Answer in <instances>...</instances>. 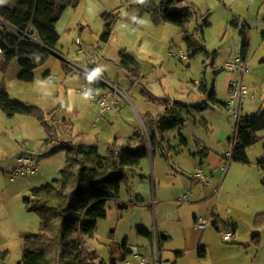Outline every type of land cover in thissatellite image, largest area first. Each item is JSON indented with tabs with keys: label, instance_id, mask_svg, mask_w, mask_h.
Masks as SVG:
<instances>
[{
	"label": "rangeland",
	"instance_id": "1",
	"mask_svg": "<svg viewBox=\"0 0 264 264\" xmlns=\"http://www.w3.org/2000/svg\"><path fill=\"white\" fill-rule=\"evenodd\" d=\"M161 1L155 0L157 5ZM140 4L128 0H81L77 7H69L62 14L57 23L61 35L57 51L36 70L35 80L21 81L18 75L22 68L17 60H12L7 74L0 63V83L4 81L12 99L41 107L50 124L56 121L51 113L57 108L59 118H67L74 124L75 141L97 145L102 154L107 153L115 137H127L137 126L143 127L142 119L148 112L156 115L163 109L157 98L195 101L193 93L199 88L196 80L203 81L210 91L214 84L219 99L226 102L228 81L243 78L255 98L243 100L245 108L241 114H252L264 107V0H185L179 5L190 6L195 12V19L185 29L157 18L150 8ZM104 11L119 14L108 43L100 41L104 29L100 14ZM206 17L209 26L204 25ZM234 20L238 26L233 24ZM5 27L0 21V30ZM244 31L250 43L247 69L243 73L227 72L223 69L225 62L242 52ZM78 38L84 52L94 53L93 65L97 67L94 70L117 85L130 102L121 96V107L103 111L97 101L81 90L86 74L75 66L73 71H65L63 64L91 67L85 53L80 51ZM199 46L206 50L193 55ZM171 47L182 48L189 53V59L182 61L171 56ZM124 49L140 62L143 74L140 81L134 80L135 71L128 76L117 65ZM46 72L51 76L46 77ZM35 90L46 93L45 97L30 96L29 92ZM55 90L57 94L52 93ZM184 117L188 120L182 131L189 144L181 143L178 128L167 131V158L162 157L160 149L155 163L145 158L140 167L129 169V180L122 183L119 198L108 202L107 217L99 219L93 237L86 238L87 248L99 255L95 264H113V261L125 264L121 259L126 254L125 248L133 251L132 255L127 253L133 264L145 257L150 261L152 252V264L156 261L171 264L178 250L186 251L179 264H264V224L255 223L256 215L264 212V171L258 164L259 157L264 155V132L263 138L248 148L250 163L231 161L228 172L220 170V164L213 158L205 159L201 167L210 177L209 184H205L192 178L199 166L194 156L196 143H205L212 156H226L231 149L228 138L234 134L236 119L217 105L197 116L195 124L193 115L184 112ZM202 117L208 120L207 125L201 122ZM30 119L35 120L33 127L42 129L38 119ZM55 130L56 134L64 135L61 128L56 126ZM32 141L34 146L28 145L29 149L36 145V139ZM171 141L179 144L176 150L170 148ZM54 163L46 168L42 183L53 184L61 178L65 164ZM3 175L0 170V176ZM142 183H147L148 188ZM185 194H190V198L182 202ZM25 195L14 198L11 205L16 210L23 208L27 228L23 233H39V216L24 205ZM198 216L209 219L211 225L200 229L196 224ZM218 218L220 231L213 225ZM228 226H235L237 232L226 240L222 235ZM140 227L150 230L154 240L140 235L137 230ZM160 234L171 239L160 245L157 239ZM6 245L10 249L8 264H17L23 255L19 238ZM200 246L207 248L206 257H200Z\"/></svg>",
	"mask_w": 264,
	"mask_h": 264
},
{
	"label": "trees",
	"instance_id": "2",
	"mask_svg": "<svg viewBox=\"0 0 264 264\" xmlns=\"http://www.w3.org/2000/svg\"><path fill=\"white\" fill-rule=\"evenodd\" d=\"M139 1L143 6L151 9L153 15L163 21H168L185 29L186 25L195 19V12L190 6L179 5L185 0H162L159 5L155 0H128L131 4ZM81 0H13L0 2V18L14 26V29L5 27L0 30L2 34L1 45L5 50L7 60L3 61V69L12 60H17L22 70L19 79L25 82H33L36 78V70L44 65L51 53L57 51V45L61 35L57 30V23L64 11L69 7H77ZM104 29L100 41L108 43L113 33L115 22L119 14L113 11L102 13ZM204 25L209 26L208 17L204 18ZM234 25H238L233 21ZM21 32L35 35V39L22 38ZM242 46V56L246 60L250 43L245 31ZM189 45L187 30L184 34ZM205 47H197L193 51L195 55ZM121 60L117 63L128 76L139 67V62L127 50L120 52ZM68 73L72 69L63 64ZM46 72L45 76H48ZM87 80L90 79L86 75ZM97 87L103 84L93 81ZM214 85V84H213ZM153 97V96H151ZM165 105L163 112L155 117L144 120L146 131L138 127L127 137H116L109 144L107 153L102 154L97 145L78 143L71 139L55 138V125L47 122V117L41 107L27 102L12 99L7 87L0 83V108L8 117L22 114L33 116L46 130L48 137L44 139L38 154H32L39 160L66 153V162L61 170V178L53 184H44L34 188L32 196L25 197L24 203L29 211L37 213L40 219V232H25L21 234L22 259L17 264H95L99 255L97 251H91L86 246V238L93 237L99 219L107 217L108 202L119 198L121 185L128 182L129 169L140 167L143 159L150 152L155 151L164 140V132L179 128L183 124L182 110H186L193 116H199L212 105H224L216 97L214 86L207 92V99L198 103H183L170 97L160 99ZM54 113V111L52 112ZM201 122L207 125L202 117ZM64 122V121H63ZM264 132V109L255 113L241 114L234 125V134L228 138L232 148V161L250 163L248 148L262 138ZM185 136L181 135V142L186 144ZM166 151V150H165ZM203 159L209 154V149L198 151ZM258 164L264 171V158L258 159ZM264 184V179H263ZM256 225L264 224V212H260L255 218ZM219 220L213 224L219 231ZM235 228L227 227L226 230ZM138 233L149 239H153V233L140 227ZM225 230V231H226ZM171 236L158 235L160 245L168 242ZM125 259L130 251L125 248ZM185 250L175 252V260L171 264H177L178 259L185 255ZM8 250L0 248V264H8ZM200 257L207 256V248L200 246ZM113 264H116L113 261Z\"/></svg>",
	"mask_w": 264,
	"mask_h": 264
},
{
	"label": "crops",
	"instance_id": "3",
	"mask_svg": "<svg viewBox=\"0 0 264 264\" xmlns=\"http://www.w3.org/2000/svg\"><path fill=\"white\" fill-rule=\"evenodd\" d=\"M5 1L12 2L13 0H5ZM102 13L100 14V16L102 15ZM0 21H2L1 18H0ZM2 22H4V21H2ZM4 24L6 25V27H9V25L6 22H4ZM237 24H238V22H237ZM82 27H84V25H82ZM57 30H58V28H57ZM110 40H111V38H110ZM249 53H250V50H249ZM249 53H248V56L245 60V64L248 60ZM112 60L114 61V59H112ZM120 60L121 59H118L117 63L120 62ZM0 61H1L0 62L1 66L3 67L4 62L2 61L1 57H0ZM95 63H96V60H95ZM8 64H7L6 69H5L6 74L8 73V68L10 70V64H9V66H8ZM72 66L79 68L80 71H82L83 75L88 74L86 72L87 67L85 65H81L79 63H73L71 66H69L73 71ZM90 66H91L90 69H92L93 71H95L97 69V67H95L94 65H90ZM140 66H141V64L139 62V67L136 68V75L135 76L133 75L135 77L134 78L135 81H137V80L140 81L141 77H143L142 70H141ZM50 76H51V74L49 73L48 77H50ZM18 78H19V75H18ZM103 85L104 86H102V88L105 90L112 89V83H110L108 81H107V84H103ZM195 85L199 86L198 92L193 93V96H194L193 100H195V101L184 102V101H181V100L176 99V98H172V99L179 100L183 103H198L200 101L207 99V92L210 91L209 87L205 83H203V81H200V80H196ZM202 85H203V87L201 88ZM228 85H229V81H228L227 86H226L227 90H228ZM213 86L215 88V85H213ZM24 87H26V86H24ZM24 89L29 90L30 88H24ZM120 92L121 93H119V99L121 96H124V98H126V100L128 102H130V99H127V97L123 93V91L120 90ZM215 92H216V89H215ZM52 93L57 94V90L53 91ZM29 94H30V96L37 95L40 98H43V97H45L44 95H46V93H44L43 91H40V90H35L34 92H29ZM216 97L219 99L217 92H216ZM254 98H249V99H254ZM150 99L154 100V97L150 96ZM157 99L160 100L162 98H160V99L157 98ZM245 99H247V98H245ZM219 100L225 103V101H223L222 99H219ZM27 102L29 104H33L30 101H27ZM160 104L163 105V109L160 112H158L156 115H153L152 113L148 112L146 114V117L144 119H142L143 120L142 121L143 122V128L145 129V131H146V127L144 124V120L147 119L148 117H155L164 111L165 105L161 101H160ZM217 106H221L223 109L226 110V107L224 105H217ZM119 107H121L120 104L118 105L117 108H119ZM242 108L243 109L245 108L244 102H243ZM56 109L57 108L52 110V112L54 111V113H51V116L56 120L55 123L54 124L52 123V124L55 125V129H56V126L59 129L61 128L64 131V135L60 136L58 134V132L56 134V132H55L56 130H54L55 138H57V140L58 139H64V140L71 139V140L75 141L74 124L70 120H68L67 118H63V119L59 118L58 112L55 111ZM260 109H264V107L261 106ZM184 112H187V111L182 110L181 113H182V118L184 121H183V124L178 129H179L180 136L181 135L185 136L187 141H186V144H184V145H187V144H189L188 138L182 131L183 128L186 126V121L188 120V118L184 117ZM30 117H33V116H26V115L18 114V115H15L14 117H8L7 114L0 108V170H2L4 172V175H5V176L3 175V177L0 176V248L3 250H8V251L10 249H8V247H7L8 245H6V244H9L10 241H12L14 239L19 238L20 244L22 246L20 234H22L25 230H27L26 222L24 220L23 208H21V210L20 209L16 210L11 205L12 200L14 198L20 197L22 194H26L22 200L24 203L25 197L32 196V191L34 188H37V187L44 185V183H42V180H44V178L46 176L45 174L47 173L46 172L47 167H50V166L56 164V163H54L55 161H57V162L61 161V163L63 162L64 164L66 162V153L65 152H61V153H58L56 155L48 156V157L42 158L40 160V167H39L40 169L38 170L37 173L32 174V175H34L32 178H30L31 175H29V176H26L25 178L18 177L14 181L10 180L9 174L14 170L18 158L22 154H25V153L38 154L40 151V148L43 144L44 139L48 137L47 132H45V129L42 127L41 124L40 125H41L42 129L41 128L37 129V128L33 127L34 122H32V121H35V120H31ZM193 119H194V121H193L194 124L198 122L197 116H193ZM204 119L208 123V120L206 118H204ZM24 122L27 123L28 125H26ZM30 124H33V125L30 126ZM138 127H142V126L140 125V126H137L136 128H138ZM65 131L67 133H65ZM31 133L34 135H31ZM32 139H36V143H35L36 145H35V147H33V148L31 147L29 149L28 145L34 146L33 145L34 142L32 141ZM168 139H169V137L167 136V131H165L164 132V140L161 142V144L157 147V149L155 151H153V152L151 151L150 154L147 156V159H150L151 163L156 162V153L158 151H160V149H162V151H163L162 157L167 158L166 151H167V145L168 144L166 142L168 141ZM171 143H172V141H171ZM175 143H172V147H170V148H173L174 150H176L177 149L176 147H179V144H177V143L175 144ZM205 145H206L205 143H203V144L196 143L197 151L194 153V156H196V157L198 156L200 158V161H201L202 157L198 154V151H201L202 149L207 148V147H205ZM159 154H161V153H159ZM263 156L264 155H261L259 158H262ZM224 157H225L224 155L223 156H221V155L220 156H212V153H209L208 156L206 158H204L203 160L205 161V159H207L208 161L209 160L211 161V159L213 158L214 162H218V165H219L222 162ZM230 167H231V165H230ZM229 169H228V172L230 171ZM220 170H221V168H220ZM6 174L8 175L9 178L6 176ZM192 178L198 179L195 175L192 176ZM209 180H210V178H209ZM141 185L148 188L147 183H142ZM24 205H25V203H24ZM218 220H219V218H218ZM231 228H235L236 232H237V228L235 226H231ZM157 239H158V236H157ZM153 240L154 239H152V241ZM132 253H133V251H131V250L128 252V254H130V255H132ZM128 254L126 255V257L123 261L125 264H133V262L129 260L130 255H128ZM185 255H186V253H185ZM183 257H181V258H183ZM145 258H142L140 261L137 262V264H141V261ZM152 259H153V252H152V258L150 259V261H147L146 259L145 260H146L147 264L148 263L152 264ZM7 263H8V259H7ZM177 264H179V259L177 261Z\"/></svg>",
	"mask_w": 264,
	"mask_h": 264
},
{
	"label": "built area",
	"instance_id": "4",
	"mask_svg": "<svg viewBox=\"0 0 264 264\" xmlns=\"http://www.w3.org/2000/svg\"><path fill=\"white\" fill-rule=\"evenodd\" d=\"M9 28L14 29L9 26ZM22 38H30L35 39V35L27 34L26 32H21ZM2 38V34L0 33V41ZM77 44L81 46L80 51L85 53L87 57V62L90 65L95 63L94 53L92 51L84 52L83 43L81 39H77ZM170 55L174 58L180 59L182 61H187L189 59V53H187L182 48L171 47ZM0 57L2 61L7 60V56L5 50L3 49L0 43ZM224 70L230 73L241 72L243 73L247 67L245 64V60L241 53L235 54L233 58L229 59L224 64ZM87 75L90 76L89 80H86V83L82 86V91L89 95L92 100H95L99 103L103 111H106L110 108H117L119 105V93L120 90L117 85L112 84V89L105 90L102 87H97L93 84L94 82L100 84H107V81L102 75L97 74L90 68H86ZM228 93L229 99L226 101V109L230 117L235 118L236 120L241 115V109L243 107V100L245 98H254V94H252L247 85H245L243 78H236L229 81L228 85ZM232 148L227 152L226 156L223 158L220 163V168L223 171H227L231 165L232 161ZM197 161L199 163L198 169L194 174L201 182L205 184H209V175L205 173L204 169L201 167L200 158L197 156ZM40 167V160L33 156L32 154H22L15 165L14 170L9 174L10 180L14 181L18 177L29 176L38 172ZM190 198V194H185L181 201H188ZM196 224L200 229H207L211 225V221L204 216H198L196 218ZM223 238L229 240L236 236V232L231 230H226L223 232ZM141 264H147L146 260L143 259ZM154 264H159L156 261Z\"/></svg>",
	"mask_w": 264,
	"mask_h": 264
},
{
	"label": "water",
	"instance_id": "5",
	"mask_svg": "<svg viewBox=\"0 0 264 264\" xmlns=\"http://www.w3.org/2000/svg\"><path fill=\"white\" fill-rule=\"evenodd\" d=\"M2 21L6 22L5 20L2 19ZM10 27L14 28V26H12L11 24H9L8 22H6ZM53 53H56L55 50H51Z\"/></svg>",
	"mask_w": 264,
	"mask_h": 264
},
{
	"label": "clouds",
	"instance_id": "6",
	"mask_svg": "<svg viewBox=\"0 0 264 264\" xmlns=\"http://www.w3.org/2000/svg\"><path fill=\"white\" fill-rule=\"evenodd\" d=\"M0 2H2V0H0ZM99 71V70H98Z\"/></svg>",
	"mask_w": 264,
	"mask_h": 264
}]
</instances>
